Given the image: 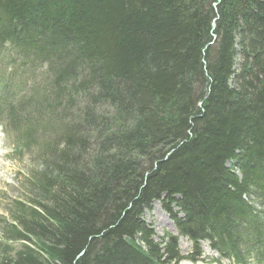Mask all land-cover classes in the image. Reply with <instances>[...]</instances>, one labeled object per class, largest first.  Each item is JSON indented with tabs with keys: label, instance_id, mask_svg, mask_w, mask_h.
<instances>
[{
	"label": "trees",
	"instance_id": "obj_1",
	"mask_svg": "<svg viewBox=\"0 0 264 264\" xmlns=\"http://www.w3.org/2000/svg\"><path fill=\"white\" fill-rule=\"evenodd\" d=\"M0 126V264H264V0H0Z\"/></svg>",
	"mask_w": 264,
	"mask_h": 264
},
{
	"label": "rangeland",
	"instance_id": "obj_2",
	"mask_svg": "<svg viewBox=\"0 0 264 264\" xmlns=\"http://www.w3.org/2000/svg\"><path fill=\"white\" fill-rule=\"evenodd\" d=\"M12 142L10 138L4 137L0 131V229L10 223L6 213L11 209V201L19 196V175L25 177L27 170H32L35 163L34 151L24 152L22 157L16 160L14 154L9 152ZM142 220L152 230L155 242L160 243L167 235L177 239V246L181 256L187 257L192 253V244L186 238L178 235L175 225L159 202L152 203V205L144 211ZM12 246L14 247L12 249H18L17 243ZM200 251L201 259L206 264L212 263L213 261L211 260H219V264H228L227 260L220 259L215 252H212L206 242L200 244ZM246 264H253V262L248 260Z\"/></svg>",
	"mask_w": 264,
	"mask_h": 264
},
{
	"label": "bare ground",
	"instance_id": "obj_3",
	"mask_svg": "<svg viewBox=\"0 0 264 264\" xmlns=\"http://www.w3.org/2000/svg\"><path fill=\"white\" fill-rule=\"evenodd\" d=\"M173 232H174V228H173ZM180 264H191V263H189V262H181ZM197 264H202V263H197Z\"/></svg>",
	"mask_w": 264,
	"mask_h": 264
}]
</instances>
